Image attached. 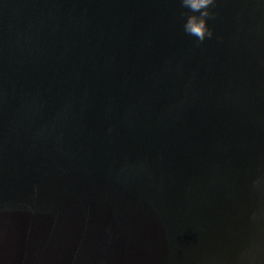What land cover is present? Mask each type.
<instances>
[{
  "label": "water",
  "instance_id": "1",
  "mask_svg": "<svg viewBox=\"0 0 264 264\" xmlns=\"http://www.w3.org/2000/svg\"><path fill=\"white\" fill-rule=\"evenodd\" d=\"M0 0V264H264V0Z\"/></svg>",
  "mask_w": 264,
  "mask_h": 264
},
{
  "label": "clouds",
  "instance_id": "2",
  "mask_svg": "<svg viewBox=\"0 0 264 264\" xmlns=\"http://www.w3.org/2000/svg\"><path fill=\"white\" fill-rule=\"evenodd\" d=\"M181 6L188 9L184 23V31L202 43L206 37L213 35L212 29L208 27L207 20L215 15L210 6L215 0H180Z\"/></svg>",
  "mask_w": 264,
  "mask_h": 264
}]
</instances>
